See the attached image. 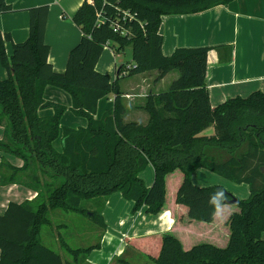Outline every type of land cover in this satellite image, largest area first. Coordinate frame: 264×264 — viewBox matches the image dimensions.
<instances>
[{
  "label": "trees",
  "instance_id": "16d2710c",
  "mask_svg": "<svg viewBox=\"0 0 264 264\" xmlns=\"http://www.w3.org/2000/svg\"><path fill=\"white\" fill-rule=\"evenodd\" d=\"M232 0H83L72 20L82 37L70 50L66 68L56 71L45 41L48 5L29 8V35L12 44L0 29V61L7 71L0 78V122L4 136L0 151L23 160L21 167L0 162V185L19 184L37 192L31 200L10 201L0 214V264H81L98 245L71 247L59 237L72 259L42 243L43 225L51 224L49 211L61 208L89 218L106 229L103 209L113 192L133 201L131 213L146 207L157 214L166 207L167 178L180 171L175 203L187 207L190 220L210 223L221 205L233 195L221 185L199 186L191 175L199 167L236 183L250 192L239 199L238 210L226 221L224 246L200 242L190 248L171 232L161 234L156 264H264V93L229 97L213 107L206 84L207 54L211 46L179 47L162 51L159 32L165 14H191ZM13 11L0 0V14ZM119 22L127 32H115ZM132 45L133 64L122 63L113 77L96 65L107 45L116 53ZM179 77L158 94H149L146 124L125 120L121 75L171 70ZM48 85L68 92L72 105L44 98ZM114 94L112 108L95 116L101 98ZM53 108L51 116L39 110ZM70 110L87 119L86 126L61 125ZM213 125V135H200ZM61 138V150L53 142ZM149 164L154 180L146 186L140 176ZM229 204V203H228ZM124 264H131L123 262Z\"/></svg>",
  "mask_w": 264,
  "mask_h": 264
},
{
  "label": "crops",
  "instance_id": "0c3cea01",
  "mask_svg": "<svg viewBox=\"0 0 264 264\" xmlns=\"http://www.w3.org/2000/svg\"><path fill=\"white\" fill-rule=\"evenodd\" d=\"M6 1L13 7V11L0 14V29L11 36V40L5 43L7 55L12 54L14 42H22L29 35L28 9L48 5L45 41L50 46L49 61L56 71H64L70 50L82 37V31L72 17L83 0ZM159 32L163 36L162 51L165 55L172 54L179 47H212L207 54L206 84L213 107L229 97H245L256 90L264 93V0H232L197 13L165 14L162 16ZM106 51L115 58L114 50L107 45L96 65L100 72H107L101 69L102 64H106V57L110 65V55ZM119 66L114 62V73L110 74L113 75V79L116 77ZM6 77L7 71L0 61V78ZM120 77V89L127 107L124 119L126 120L127 114L131 120L141 121L137 118L143 117L144 121L141 122L146 124L149 120V114L144 109L147 96L167 90L179 77V71L174 69L161 77L157 70ZM123 79L125 80L122 85ZM126 81H129L128 86ZM44 98L67 107L72 105L70 94L52 85L46 87ZM113 102L114 94L101 98L95 116L101 117L104 111L112 108ZM53 113V108L39 110L41 116H51ZM86 124L85 117L76 116L69 109L61 118L63 126L78 128ZM4 131V125L0 122V139L3 138ZM214 133V126L211 125L200 135L209 136ZM57 141L61 142L60 136L53 142L58 150ZM2 159H6L17 167L23 164V160L19 157L0 151V162ZM140 176L146 186H150L154 180L153 166L149 164L140 172ZM214 178L221 182L219 176L213 175L211 171L202 167L195 169L191 175L192 181L199 186H223L222 183L204 182L205 179L213 180ZM181 179L180 171L168 176L167 186L171 188V198L167 200L166 207L157 214L147 213L146 207L133 214L131 210L134 202L125 199L120 192H113L108 197L102 212L106 229L99 234L100 240L91 245H98V247L91 249L81 259V263L124 264L123 262H129L133 264L127 258V254L134 250L144 255L145 260L142 264H156L150 256L158 255L161 234L165 232L176 235L185 248H190L198 242L195 239L197 234L201 235V240H208L215 245L221 246L217 243L219 241H224L226 244L228 230L225 228L220 231L219 228H223L221 221L226 223L228 216L233 212L229 207L230 204L221 205L210 223L190 220L187 217V207L176 204L174 201L175 191ZM36 195L35 190L23 185H0V214L4 213L10 201L20 203L31 200Z\"/></svg>",
  "mask_w": 264,
  "mask_h": 264
},
{
  "label": "rangeland",
  "instance_id": "374dc122",
  "mask_svg": "<svg viewBox=\"0 0 264 264\" xmlns=\"http://www.w3.org/2000/svg\"><path fill=\"white\" fill-rule=\"evenodd\" d=\"M107 54L110 55V65L108 63V57H106V64H102L101 69L103 71H107L104 73L112 74L113 71V64L114 62L117 63L119 66L121 63H128L133 64L132 60V45H128L124 51L120 53L115 52V58L110 53L107 52ZM109 66L111 68H109ZM113 71V72H112ZM176 72V71H175ZM113 76V75H112ZM125 79L121 81L122 85ZM130 80V79H129ZM129 85V81H126V86ZM141 121H144V118H137ZM126 120H131L129 118V115L127 114ZM58 150H61V142L57 141ZM210 172V171H209ZM215 176H219L221 178V182L216 181L214 178L212 179H205L204 181L207 184H216V183H222L224 188L229 191L233 196L244 199L247 198L250 192L249 186L246 183H236L231 180H228L214 172H211ZM206 184V185H207ZM172 191H168V199L171 198ZM229 207L232 211L238 210V206L235 204H230ZM49 217L51 219V224L43 225L41 232H40V239L43 244L46 246L52 248L54 251L60 253L64 260L72 259L71 255L64 251V249L61 247V243L59 240V237H62L65 241L68 242V244L71 247L77 248V247H87L91 246L92 244H95L100 240L99 234L102 233L103 229L96 223H93L89 218L85 217L82 214L64 210L61 208L57 209H51L49 211ZM221 220L223 218H220ZM217 221V220H216ZM223 228H219L220 231H223L225 228L228 230V226L225 222L221 221ZM229 233V230H228ZM196 243L199 242H208V240H201V235L197 234L195 236ZM228 240V234L226 236V241ZM219 245L224 246V241L217 242ZM84 258V257H83ZM82 258V259H83ZM127 258L133 263V264H142L143 260H145L144 255L142 253L132 250L129 254H127ZM84 264V263H81Z\"/></svg>",
  "mask_w": 264,
  "mask_h": 264
},
{
  "label": "built area",
  "instance_id": "2783aa9c",
  "mask_svg": "<svg viewBox=\"0 0 264 264\" xmlns=\"http://www.w3.org/2000/svg\"><path fill=\"white\" fill-rule=\"evenodd\" d=\"M112 26L115 32H121L123 34L127 32V30L123 26H121L118 21L114 22Z\"/></svg>",
  "mask_w": 264,
  "mask_h": 264
},
{
  "label": "water",
  "instance_id": "95a60500",
  "mask_svg": "<svg viewBox=\"0 0 264 264\" xmlns=\"http://www.w3.org/2000/svg\"><path fill=\"white\" fill-rule=\"evenodd\" d=\"M228 203L237 205L239 203V198L233 196L231 199L228 200Z\"/></svg>",
  "mask_w": 264,
  "mask_h": 264
}]
</instances>
